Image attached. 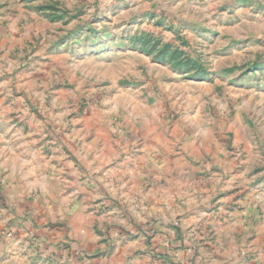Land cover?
<instances>
[{
	"label": "rangeland",
	"instance_id": "obj_1",
	"mask_svg": "<svg viewBox=\"0 0 264 264\" xmlns=\"http://www.w3.org/2000/svg\"><path fill=\"white\" fill-rule=\"evenodd\" d=\"M0 264H264V0H0Z\"/></svg>",
	"mask_w": 264,
	"mask_h": 264
}]
</instances>
